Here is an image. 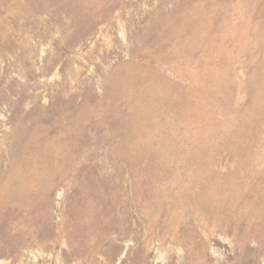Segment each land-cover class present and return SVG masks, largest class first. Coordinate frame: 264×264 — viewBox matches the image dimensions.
Returning <instances> with one entry per match:
<instances>
[{
  "label": "rangeland",
  "instance_id": "1",
  "mask_svg": "<svg viewBox=\"0 0 264 264\" xmlns=\"http://www.w3.org/2000/svg\"><path fill=\"white\" fill-rule=\"evenodd\" d=\"M0 264H264V0H0Z\"/></svg>",
  "mask_w": 264,
  "mask_h": 264
}]
</instances>
